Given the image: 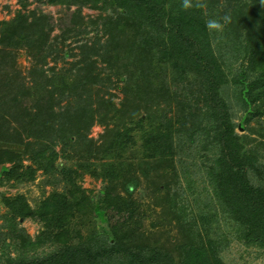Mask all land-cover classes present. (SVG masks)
<instances>
[{"label":"rangeland","instance_id":"1","mask_svg":"<svg viewBox=\"0 0 264 264\" xmlns=\"http://www.w3.org/2000/svg\"><path fill=\"white\" fill-rule=\"evenodd\" d=\"M203 2L206 7L203 8L199 18L206 27V22L210 19H216L226 25L224 14L230 12L238 0H203ZM164 4L166 12L174 8L171 0H166ZM78 5L81 4L67 7L64 2L58 3L57 0H0V34L2 29L17 20L18 13L25 17L27 13L32 15L38 20L37 24L45 26L46 31L42 33L43 35L40 33L37 36L30 47L31 52L10 48L4 41L0 43V246L8 243L9 257L22 260H24L23 256L26 257V246L21 243H26L28 239L36 241L38 237H41L44 246L34 251L35 256L43 257L55 253L59 243L76 245L75 248L82 243H101L100 249L107 251L110 244H113L114 237L110 230V218L101 208V199L105 190L109 189L111 195L121 197L123 203H120V210H125L128 215L125 222L119 226V231L126 234L123 246L124 254L127 256L139 255L141 258H147L161 252L169 260L177 263L182 249L205 246L208 241L222 237V244L208 254L210 261L211 258H215L220 264H264L262 239H257L258 244L254 243L253 239H237L236 231L222 218L207 178V167L220 153L208 154V148H203L200 144L201 136L196 135L201 129H211L210 132L213 133L214 130L209 128L212 121L208 116L210 114L208 107L215 103L212 106L218 114V121L225 125L228 120V125H234V133L240 138L238 142L243 147L242 150L247 151L252 157L251 162L240 165L239 169L244 173L245 180L252 190L263 191L264 114L254 113L253 105L246 114L238 98L239 88L230 86L229 76L227 78L229 86H214L213 77L208 79L200 70L184 69L177 62L155 70L149 68V75L151 74L153 79L152 84L147 88L150 92L149 96L153 95L159 101L158 104L163 103L158 108L159 119L156 120V124L166 122L171 124L172 134L169 142L171 148L165 150L163 158L139 157V153L134 156L132 154L134 150L131 148H126L127 153L120 156V152L112 147L117 126L110 124L106 118L111 112L105 104L109 99L115 109H121L118 116L124 117V120L121 117L119 121L117 120L121 132H124L121 128L122 124L133 116L132 121L124 126L128 127L127 143L134 148L143 146L145 140L150 137L147 132L150 129L147 114L151 112L149 110L151 103L147 101L149 99L143 100L139 95H129L123 91L126 84L132 85L141 80L140 78L136 79V82H132L133 79L126 81L127 77L136 75L139 78L142 76V70L140 65L132 67L129 60L131 58L126 57L124 63L128 65L127 70L119 68L121 70L119 72L113 67L112 71L105 63L99 61V57L94 56L96 51L100 52L97 50L100 49V45L105 44L110 37L106 26L108 19L117 18V11L114 9L96 10L89 5H83L80 9V17L76 18L80 23L81 21L84 23L81 24L79 36L73 37L74 33H70L72 30L67 32L70 26L69 15L79 8ZM28 21L30 22L31 19L29 18ZM186 22L188 21H175L180 25ZM169 27L168 24L166 31H170ZM127 29L130 35L136 28ZM123 33L121 36L126 38L128 34ZM138 34L143 35V32ZM150 37L152 40L149 44L155 49L154 53L159 55L158 52H163L164 48L156 47L165 37L162 31H154ZM189 37L184 33L179 39L175 37L177 41L175 46L179 47L181 39L188 41ZM0 39H2L1 35ZM209 41L213 42V39ZM47 45L51 48H47ZM82 45L88 47V50L84 51L89 53L94 49L92 55L85 58V61L82 57L84 47L80 48ZM40 49H45L48 51L46 53H49L43 63L41 60L43 56L37 53ZM224 59H227V56ZM246 67V59L239 58L238 63L229 58L222 62L220 69L230 76L238 69L240 77H244ZM87 68H93L92 71L99 75L92 94L95 114L91 127L87 131L79 130L78 133L91 139L92 144L88 145L82 139L77 142L73 137L70 142L59 141L53 148L48 147L44 150L42 147H36L35 144L27 145L28 142H39L40 139L38 137L35 139L33 135H25L26 130L21 126V123L26 125L25 112L29 113L31 119L27 121L36 128L39 127L38 121L32 119L36 114H40L42 120L51 121L48 98L44 95L45 90L41 88L45 85V80L49 78L53 80L55 76L70 71L83 72L84 75V71L87 70L91 74L92 72ZM211 68L210 63L201 69ZM20 90L22 93L26 92L25 98H22ZM14 96L18 98L15 102L19 108L18 115L14 112L7 114L6 108H3L5 104H11L10 99ZM19 99L24 100L19 101ZM56 99L58 102L57 106H54L56 111L62 112L63 109L68 108L75 113L77 111L75 108L80 107L77 98L58 94ZM220 100L224 101V106L216 104ZM226 104L229 105L228 108H225ZM26 108L27 110L24 111ZM3 111L6 112L5 115ZM188 113L201 116L202 122L196 125ZM16 119L21 123L16 122ZM98 119H103L105 122L97 124ZM52 121L55 129L65 122L61 118L58 122ZM220 132L227 134L225 129H220ZM71 134H74V131ZM56 135L60 134L56 133ZM65 136L68 135L65 133ZM212 140L213 137L209 140L210 147L214 145ZM30 149L35 151L32 152ZM104 152L110 153L109 157L102 158ZM109 162L112 164L106 167V178L103 179L101 178L103 168L100 163ZM126 162L131 163L126 171L117 173L113 169L119 168ZM52 166L54 176L48 170ZM3 167L12 169L9 170L11 173L7 176L8 179L5 178L6 173L1 172ZM52 193L70 197L71 203L81 195L87 199L81 202L79 213L70 218L72 220L70 228L76 231L73 238H69L67 234L65 238L46 235L44 224L37 218H18L16 219L18 225L3 226L10 223L5 217L10 213L3 199H12L21 195L34 209ZM172 198L181 201L185 206L188 212L185 219L175 213L170 202ZM214 214L217 215L215 225L213 224L214 233H209L210 220L203 221L201 217L203 215L210 217Z\"/></svg>","mask_w":264,"mask_h":264},{"label":"trees","instance_id":"2","mask_svg":"<svg viewBox=\"0 0 264 264\" xmlns=\"http://www.w3.org/2000/svg\"><path fill=\"white\" fill-rule=\"evenodd\" d=\"M40 1V0H37ZM166 0H57L58 3L64 2L67 7L74 4L79 8L76 11L71 12L69 15L70 23L67 28V32L74 33L72 36H79V30L81 24L84 23L77 20L80 17V9L83 5H89L90 8L96 10H108L114 9L117 11V18L108 19L106 29L109 33V38L106 43L100 45V52L96 51V57H99L101 63H105L108 69L121 71L124 68L127 70L128 65L124 63L126 57H130L131 66H139L142 70V76L137 77L132 75L127 77L129 81L136 82V79L140 81L129 83L123 87L125 94L139 95L143 100L150 101L147 118L150 126V135L145 140V143L140 148H134L128 145L127 139V126L132 121V117L125 120L122 124L124 132L119 129L118 114L121 109H115L113 103L109 101L106 103V107L110 110L111 115L108 118L110 124L117 126L116 137L113 139L112 147L115 151L120 152V156H124L127 153L126 148L133 149V155L139 153V157L142 156H160L163 158L165 150H170V138L172 134V127L169 122L164 124H156V120L159 119L157 115L158 108L161 104L155 99L153 95L149 96L148 85L152 84L153 79L151 74L149 75V68L152 70L158 67L167 66L170 63L177 62L184 69L194 68L201 74H204L208 79L213 77L214 86H229L228 76L230 78V86L239 88L238 98L241 107L248 114L249 107H253V112L256 114H264V0H238L235 7L226 14V25L223 29L216 33V31L209 32L201 22L199 15L203 9L184 10L181 7L182 0H171V5L174 8H170L166 12L165 2ZM73 3V4H72ZM100 4V5H99ZM25 5V4H23ZM171 15H170V14ZM31 19L29 22L28 19ZM171 18L169 21L168 19ZM189 18V19H188ZM82 20V19H80ZM186 23H175L183 22ZM38 20L32 15L26 14V17L18 13L17 20L10 23L9 26L1 30V41L6 43V46L10 48H20L31 52L30 47L36 41L37 36L43 35L45 31L44 25L37 24ZM74 22V23H73ZM5 23V22H4ZM78 23L79 25H76ZM168 24L170 25L169 30ZM176 24V25H175ZM235 26V27H234ZM128 27H135L134 32L129 35ZM164 30V31H163ZM154 31L161 32L164 35V39L156 48H164L163 52H158L159 55L154 53L155 49L149 44L152 40L150 35ZM126 32L128 36L123 38ZM138 32L143 35L138 34ZM182 33V34H181ZM183 33L189 35L188 41L181 39L179 47H176V38L183 37ZM46 34V33H45ZM69 38V33H67ZM44 37V36H42ZM176 37V38H175ZM184 37H186L184 35ZM67 38V39H68ZM71 38V37H70ZM188 38V37H187ZM213 42H210V39ZM46 43V42H45ZM45 45V44H43ZM152 45V44H151ZM153 46V45H152ZM51 46L47 45V48ZM83 48L82 57L85 58L91 56V53L86 50V45L80 46ZM88 50V49H87ZM158 50V49H156ZM160 50V49H159ZM28 52V54H29ZM45 49H40L37 53L42 55V63L45 61L46 56L49 53ZM37 55V54H36ZM231 59L234 62L239 63V58L246 59L247 67L244 69L245 76L240 77L239 70H236L234 75H229L221 71L220 66L224 59ZM211 63V69L202 70V67H206ZM153 68H152V67ZM120 68V69H119ZM88 69V68H87ZM92 73L85 70L83 72H67L55 76L54 79H46L45 85L42 86V90H45V96H47L48 112H50L51 121L40 119V114L33 116L32 119L38 121V128L31 124L29 113L26 111V125L21 123L19 119L16 122L21 123L23 130H26V136L33 135L40 141L28 142L27 145L35 144L36 147L53 148L59 141L70 142L74 137L76 141L80 139L90 145L92 140L88 139L82 133H78L79 130L84 129L87 131L91 127V121L95 114L93 108L94 99L92 98L94 86L98 83V74L94 73L93 68H89ZM58 77V80H57ZM108 77V76H107ZM120 77V76H116ZM150 82V83H149ZM228 88V87H226ZM127 90V92H126ZM215 90V89H214ZM160 91H158L159 93ZM20 90V94H21ZM65 95L72 97L80 102V107L75 108V113L71 112L68 108L61 109L62 112L56 111L54 106H57L56 96ZM26 97V92L22 93V98ZM126 97V96H125ZM127 98V97H126ZM11 104H5L3 108H6L7 114L14 112L18 115L19 108L15 103L18 101L16 96L11 97ZM24 100V99H23ZM19 99V101H23ZM212 103V100H211ZM210 103V104H211ZM255 103V105H254ZM215 105V103H213ZM213 104L209 105L210 114L208 115L212 121L209 128L214 131L211 133V129H201L197 131L200 144L203 148H208V154L214 155L218 152L219 156L213 159V163L207 167V178L209 185L212 189L213 198L216 205L219 207V211L222 218L225 219L226 224H229L236 231V238L240 240L253 239L254 243H257V239H262L264 242V190L251 189L247 180H245L244 173L239 169L240 165L248 164L252 161V157L247 151H243V147L240 145L239 137L234 133V125H228L220 123L218 121V114L213 108ZM224 106V101L220 100L216 103ZM213 105V106H212ZM228 104H226L225 108ZM229 106V105H228ZM156 109H154V108ZM154 109V110H153ZM74 110V109H73ZM227 110V109H226ZM1 113V110H0ZM4 115L6 112H2ZM58 114V115H57ZM60 114V115H59ZM3 115V116H4ZM188 115L192 118L196 125H199L202 121L201 116H197L191 113ZM22 116V112H21ZM61 118L65 122L59 124V127L55 129L52 120ZM7 120V118H3ZM124 120V117H121ZM31 120V119H30ZM118 120V121H117ZM103 119H98L97 124H103ZM157 125V126H156ZM35 126V127H33ZM220 129L227 130V134H221ZM74 131V134L71 132ZM56 133L60 135L57 136ZM68 135L67 137L65 136ZM55 136V137H54ZM63 137V138H62ZM213 137V146L210 147V138ZM33 138V139H34ZM75 143V142H74ZM73 143V144H74ZM35 146L33 148H35ZM32 147V146H31ZM34 152V149H30ZM110 153H102V158L109 157ZM12 160V159H11ZM112 163L101 164L102 175L101 178L105 179L106 167L111 166ZM131 166L130 162H126L119 168H113L117 173L126 171ZM47 168V166H46ZM12 169L3 167L1 172L6 173L5 178L8 179L9 173ZM53 174V166L48 169ZM9 171V172H8ZM46 173L47 169H46ZM54 176V174L52 175ZM104 197L101 199V208L106 211V215L110 218V230L114 237L113 244L106 250H101V243H82V245L75 248L76 245L68 246L66 243L57 245L55 253L46 256H35L34 251L42 248L43 243L41 237H38L36 241L31 239L26 240V243H21L26 246V257L17 259L9 257V244L3 243L0 246V264H220L215 258H208V254L213 252V249L220 246L222 237L217 240H210L205 246H192L188 249H182L180 260L175 263L169 260L166 255H162L161 252L156 253L147 258H141L139 255H125L124 244L126 240V234L119 231L121 223L125 222L128 215L125 210H120L123 200L121 197L111 195L109 189L105 190ZM70 197L61 195L58 193H52L45 201H42L38 207L31 208L24 197L21 195L15 196L12 199H3L5 206L9 209L10 215L7 217V225H18L16 219L18 218H37L45 226V234L53 238L66 237L73 238L76 231H72L70 218L76 216L81 209V202L85 201L86 197L81 195L74 203L69 200ZM87 200V199H86ZM173 209L178 216L182 219L187 217L188 212L181 201H175L174 198L170 199ZM216 214L208 217L203 215L201 220H210L208 232L214 233L213 224L215 225ZM212 217V218H211ZM212 223V224H211ZM74 227V225H71ZM44 232L41 234L43 235ZM48 238V237H47ZM58 244V243H57ZM93 244V246H92ZM103 245V244H102ZM49 246V245H48ZM62 246V247H60ZM169 260V261H168Z\"/></svg>","mask_w":264,"mask_h":264},{"label":"clouds","instance_id":"3","mask_svg":"<svg viewBox=\"0 0 264 264\" xmlns=\"http://www.w3.org/2000/svg\"><path fill=\"white\" fill-rule=\"evenodd\" d=\"M181 7L186 11L193 9L199 10L206 7V4L203 2V0H182ZM226 20L227 18H225V21ZM223 26L224 25L216 19H210L206 22V28L209 31H221Z\"/></svg>","mask_w":264,"mask_h":264}]
</instances>
